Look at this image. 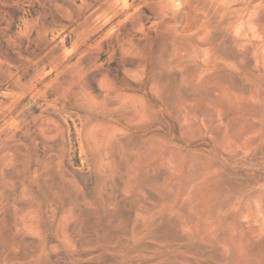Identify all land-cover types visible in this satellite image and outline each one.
<instances>
[{
  "label": "rangeland",
  "instance_id": "374dc122",
  "mask_svg": "<svg viewBox=\"0 0 264 264\" xmlns=\"http://www.w3.org/2000/svg\"><path fill=\"white\" fill-rule=\"evenodd\" d=\"M0 264H264V0H0Z\"/></svg>",
  "mask_w": 264,
  "mask_h": 264
}]
</instances>
